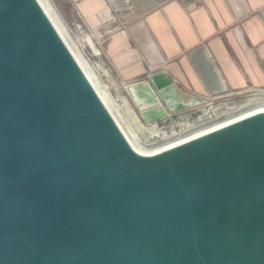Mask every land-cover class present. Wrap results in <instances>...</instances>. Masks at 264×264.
Here are the masks:
<instances>
[{"label": "water", "instance_id": "95a60500", "mask_svg": "<svg viewBox=\"0 0 264 264\" xmlns=\"http://www.w3.org/2000/svg\"><path fill=\"white\" fill-rule=\"evenodd\" d=\"M124 91L147 125L206 103L162 71ZM0 264H264V116L137 158L32 1L0 0Z\"/></svg>", "mask_w": 264, "mask_h": 264}, {"label": "crops", "instance_id": "0c3cea01", "mask_svg": "<svg viewBox=\"0 0 264 264\" xmlns=\"http://www.w3.org/2000/svg\"><path fill=\"white\" fill-rule=\"evenodd\" d=\"M70 2L126 85L162 71L205 99L264 91V0Z\"/></svg>", "mask_w": 264, "mask_h": 264}, {"label": "bare ground", "instance_id": "6f19581e", "mask_svg": "<svg viewBox=\"0 0 264 264\" xmlns=\"http://www.w3.org/2000/svg\"><path fill=\"white\" fill-rule=\"evenodd\" d=\"M31 1L46 21L52 34L57 38L61 48L65 51L81 78L84 79L97 103L103 108L106 116L115 126L127 149L137 158L143 160L156 158L159 155L173 151V149L214 136L218 132L230 129L247 120L264 116V92L256 91L253 92L254 97L251 98L237 101L230 100L211 105L209 109L213 111V115L201 118L197 122L177 121L178 130L174 129L173 126L167 131L159 124H142L140 119H137L129 101H125L124 106L121 107L100 77L98 66L95 67L90 64L86 56L85 46H89L96 55L99 52L93 38L86 35L82 42L73 38L51 0ZM111 81L117 84L114 78H111ZM125 86L126 84L122 85V90H125ZM202 107L203 105L194 109V111H199ZM183 118H185V115L179 116L177 119L182 120ZM129 121L139 123V130L132 129ZM160 124L162 123L160 122ZM146 134L159 137L158 142L152 144L146 142L143 140V135Z\"/></svg>", "mask_w": 264, "mask_h": 264}, {"label": "rangeland", "instance_id": "374dc122", "mask_svg": "<svg viewBox=\"0 0 264 264\" xmlns=\"http://www.w3.org/2000/svg\"><path fill=\"white\" fill-rule=\"evenodd\" d=\"M51 3L57 8L59 11L62 20L65 22L66 28L69 30L70 35L75 38L78 41H84V37L86 35H90L94 42L96 49L99 50V52L96 54L93 53V50L89 48V46H85L86 49V56L93 66H98V72L100 73V77L102 78L104 84L107 86L110 93H112V96L118 101L120 106H124L125 101H129L130 106L133 108L134 113L138 118V115L136 113L135 108L132 106L129 98L127 97V94L124 90H122V81L116 77L115 73L113 72V68L111 67V63L109 59L106 56V52L103 49L102 40L98 37V35L95 33L94 30L89 29L85 23L79 19V16L77 15L74 7L72 6L70 0H51ZM105 31V30H104ZM111 78H114L117 82V84L112 83ZM251 91V90H250ZM248 91L239 93V94H230L228 96L224 97H216L215 99H206L205 105L199 110L194 111V109H187L184 111L172 113L171 117L166 120L164 123L160 124V126L164 127L167 131L172 128L178 130V125H176L177 121L179 122H187V120L191 122H197L201 118H205L206 116H212L213 111L209 109V107L212 105H215L220 102H227V101H234V100H244L245 98H251L254 97V94ZM182 120H178L177 118L179 116H184ZM187 117V118H186ZM137 121V120H136ZM130 122V121H129ZM142 122V121H141ZM144 122H142L143 124ZM157 124V125H158ZM129 125H131L132 129L136 128L139 130V123L136 122H130ZM142 135V134H141ZM143 140L146 142L152 144L156 143L159 140V137H153L149 135H143Z\"/></svg>", "mask_w": 264, "mask_h": 264}, {"label": "built area", "instance_id": "2783aa9c", "mask_svg": "<svg viewBox=\"0 0 264 264\" xmlns=\"http://www.w3.org/2000/svg\"><path fill=\"white\" fill-rule=\"evenodd\" d=\"M249 91H250V90H249ZM259 91H261V90H259ZM259 91H258V92H259ZM250 92H251V94H252L253 92H256V91H255V90H251ZM262 92H264V91H262ZM230 94H232V93H230ZM236 94H239V93H236ZM232 95H233V94H232ZM190 110H191V109H190ZM170 117H171V115H169L166 119H163L161 123H164V122H165L166 120H168Z\"/></svg>", "mask_w": 264, "mask_h": 264}]
</instances>
